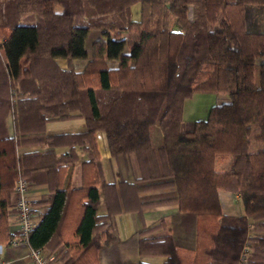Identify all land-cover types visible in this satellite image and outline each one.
Here are the masks:
<instances>
[{"label": "trees", "instance_id": "obj_1", "mask_svg": "<svg viewBox=\"0 0 264 264\" xmlns=\"http://www.w3.org/2000/svg\"><path fill=\"white\" fill-rule=\"evenodd\" d=\"M73 58H86L81 70ZM196 92L226 99L186 120L185 99ZM9 110L16 137L2 124L0 243L12 236L18 166L32 182L40 169L28 166L42 161L49 193L33 202L44 207L29 243L48 246L55 264H148L137 252L164 251L161 264H264V0H0L1 123ZM74 115L84 117L83 131L45 133L48 119ZM98 130L123 164L109 182L97 170ZM28 140L49 146L18 153ZM61 143L86 153L92 205L68 209L66 168L56 164L71 157L56 153ZM218 189L240 195V213L222 210ZM171 202L168 232L147 235L160 220L120 239L117 213ZM95 220L107 222L96 229ZM72 235L83 245L75 257L63 244Z\"/></svg>", "mask_w": 264, "mask_h": 264}, {"label": "crops", "instance_id": "obj_2", "mask_svg": "<svg viewBox=\"0 0 264 264\" xmlns=\"http://www.w3.org/2000/svg\"><path fill=\"white\" fill-rule=\"evenodd\" d=\"M53 56L57 63L62 68H67L68 63V55L59 53V51H55ZM86 63V58H73L71 60V64L73 65L75 70H81ZM186 100V99H185ZM191 104L186 106L184 102V111L186 109H190ZM187 109V110H188ZM208 110L206 111V114ZM206 118V116H205ZM1 121V120H0ZM1 123V122H0ZM2 124L5 126L8 136H15V121L12 110H9L4 119H2V123L0 126V130H2ZM86 128V121L84 117L79 115H74L72 117L66 119H48L45 123V133L54 134V133H79ZM37 136L36 139L38 138ZM97 143L99 146L100 157L96 161L97 170L99 173V177L101 182H109L111 180H116L120 172L123 173V164H119L114 156L110 154L108 142L106 138V134L103 130H98L96 133ZM48 143L45 140H28L22 144L17 146L18 153L24 152H43L47 147ZM55 150L57 154H62L63 156H70L71 158L66 159L62 162L56 164V168L59 166H64L66 168L64 178H63V186L64 188L71 191L69 201H68V209L74 210L83 208L85 206L92 205V200L87 193V189L83 186V166L82 161L83 158L86 157V153L82 150L81 145L79 144H58L55 146ZM35 159V157H34ZM41 159V158H40ZM45 163V162H44ZM42 161L39 164H30L28 167L30 168H39L40 171L36 174L35 180L30 181L24 174L25 178L29 182V197L32 200V203L35 201L42 200L49 193L48 181L45 179L43 169L44 167ZM122 165V166H121ZM18 169L22 172V166L19 165ZM63 175V174H62ZM221 189H218L219 199L221 201L222 210L226 213L230 214H238L241 212L237 211L238 207L236 204V199L238 198L237 193H231L223 189V192L220 193ZM12 198H15V193L13 191ZM13 207V213L9 217V231L14 236L17 234V218H16V209L13 204L10 205ZM43 204H33V219L37 221L39 213L41 212ZM178 209L177 204L174 202L165 203L160 205H154L149 207H144L142 210H133V211H123L117 213L114 217L118 235L121 240H126L133 234H137L139 231L144 228L151 227L157 224L160 220H163L165 223L158 227H154L149 232H146L147 235H159L168 232L169 227L171 226L170 217L176 212ZM236 210V211H235ZM98 213L104 214L106 213V209L103 203L98 205ZM107 220H95L92 224L96 229L102 228L106 224ZM76 225H72L71 227H75ZM11 236V237H12ZM10 237V238H11ZM9 238V240H10ZM8 244L0 243V257L7 260L8 264H30L29 258L27 257L29 251V245L25 243L19 244ZM63 244L69 250L72 256L78 255L82 249L83 245L80 242L78 236L72 235L63 238ZM46 250L49 251L52 258V264H55V254L50 250V248L46 245L43 246ZM117 249L125 250L124 246H119ZM169 251L164 252H137L136 259L148 263V264H161L163 263L169 256Z\"/></svg>", "mask_w": 264, "mask_h": 264}, {"label": "built area", "instance_id": "obj_3", "mask_svg": "<svg viewBox=\"0 0 264 264\" xmlns=\"http://www.w3.org/2000/svg\"><path fill=\"white\" fill-rule=\"evenodd\" d=\"M29 182L18 169V176L14 186V206L16 209L17 218V234L12 236L9 240L11 244L25 243L29 245L27 257L30 264H52V256L44 247L34 248L29 243V232L36 224L33 219V203L29 197ZM246 249V248H244ZM0 264H8V261L0 257Z\"/></svg>", "mask_w": 264, "mask_h": 264}, {"label": "rangeland", "instance_id": "obj_4", "mask_svg": "<svg viewBox=\"0 0 264 264\" xmlns=\"http://www.w3.org/2000/svg\"><path fill=\"white\" fill-rule=\"evenodd\" d=\"M132 17L133 19L137 20L139 17V4H134L132 6ZM111 64H114V62H111ZM226 99L225 94L221 93H213V92H196L191 97L186 98L185 104L186 106L191 104L190 109H186V111L183 110V117L186 120H196V119H204L205 116H207L206 111L209 110V108L216 104L221 103ZM221 165V164H220ZM223 192V189L220 190V193ZM237 204V211H240L242 208V202L240 200V195L238 194V198L236 199ZM235 210V211H236ZM257 241L251 240L248 242V245L245 246L243 251V254L241 255V259L245 260L247 252H249L253 245H256ZM246 253V254H245Z\"/></svg>", "mask_w": 264, "mask_h": 264}]
</instances>
